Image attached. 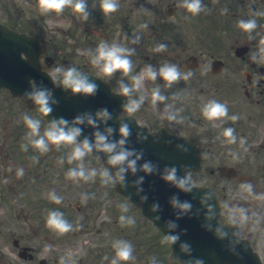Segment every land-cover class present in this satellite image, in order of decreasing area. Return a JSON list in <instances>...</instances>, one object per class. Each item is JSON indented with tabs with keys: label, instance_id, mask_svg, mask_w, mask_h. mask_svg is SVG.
I'll return each instance as SVG.
<instances>
[{
	"label": "flooded vegetation",
	"instance_id": "1",
	"mask_svg": "<svg viewBox=\"0 0 264 264\" xmlns=\"http://www.w3.org/2000/svg\"><path fill=\"white\" fill-rule=\"evenodd\" d=\"M181 2L134 0L136 10H145L146 18L138 23L132 18V27L126 24L123 27L120 23L118 42L120 44L123 39L124 28L135 30L131 36L139 35L140 40L136 44L127 41V47L146 52L144 60L147 64L157 67L163 60L173 59L181 73L192 72L190 86L199 92L198 97L226 104L229 118L238 115L237 126L246 131L239 132L238 128V132L244 138L249 134L247 149L253 153L240 155L241 161L229 155L232 161L221 160V164L250 167L255 160L264 159V153H261L264 148H255L256 140L250 142L253 134L264 127V62L259 58L252 59L264 39V18L256 15L264 11V0H202L206 11L189 20L185 17L190 14L180 7ZM129 11L132 12V9ZM253 18L257 20L258 27L252 33L254 39L249 40L248 34L238 28V23L242 19ZM141 24L149 27L140 29ZM159 43L167 44V50L154 52ZM21 110V102L15 99L0 102V113L7 112L11 118L20 119ZM194 111L198 110L194 108ZM198 120H201L200 117ZM11 122L8 119V123ZM199 124L193 122L188 125L185 134L200 150L210 152L215 148L214 140L210 141L204 133L208 132V128L203 127L204 132L200 131ZM16 146L17 143H7L5 139L0 143V264H60V260L67 261V264H106L105 250L101 246L90 247V232L78 230L71 235L69 232L59 235L46 227V223L29 220L41 217L37 213L40 208L36 199L40 165H34L29 170L25 168L26 161L21 160L24 163L19 165L20 150ZM213 155L216 156L214 150ZM20 168L24 170V175L17 177L16 172ZM250 172L238 169L235 180L240 175L251 176ZM197 176L192 175V179L200 182ZM249 183L244 194L252 203L245 204L244 208L252 213L254 220L258 218L262 223L264 174H258L256 178L252 174ZM68 218L74 219L73 216ZM69 223L74 228L83 222ZM243 230L242 236H252L246 228ZM73 235L75 238H71ZM248 240L254 251L259 252L264 264V240L252 242L250 237Z\"/></svg>",
	"mask_w": 264,
	"mask_h": 264
},
{
	"label": "clouds",
	"instance_id": "2",
	"mask_svg": "<svg viewBox=\"0 0 264 264\" xmlns=\"http://www.w3.org/2000/svg\"><path fill=\"white\" fill-rule=\"evenodd\" d=\"M38 11L41 15H48L55 13L56 15L62 14L65 9H72L73 13L79 14L85 21L89 19L87 0H37ZM180 7L184 8L190 16L185 17L186 20L191 17L198 16L201 12L206 11L202 0H182ZM119 8L118 0H101L99 9L104 16L116 12ZM260 18H264V11L256 13ZM147 24H141L140 29H146ZM258 23L255 18L248 20H240L238 28L244 33L248 34L249 40L254 39L252 33L257 29ZM140 40L139 35H133L130 40L131 44H136ZM167 50V44L159 43L154 52L161 53ZM135 54V49L131 47L121 46L117 42L111 44L102 41L95 49L89 51L90 63L93 67L99 69L100 73L106 78H112L116 73H120L119 81V95L127 98L123 104V110L129 116L138 112L147 99L146 95L141 93L145 81L155 83L158 79L164 82L165 88H171L174 84L179 83L181 80L187 81L191 78L192 72L181 73L177 65L167 61L162 62L157 69L151 64L145 65L142 72L133 74V63L131 56ZM259 58L264 62V39L260 41V47L252 59ZM125 78L131 81L126 83ZM51 80L56 88L69 93L71 96L94 97L98 90L99 85L88 76L84 75L76 67L72 66H57L51 73ZM136 94H139L138 96ZM24 98L31 101L37 106L38 112L43 117H50L54 111V106L58 101L53 96V91L50 88L44 87L42 84L37 83L35 80L29 84V90L24 92ZM136 96V98H133ZM169 97L161 92L159 85L152 88L150 102L153 108L160 104H164L166 118L173 123L181 124L184 121L182 116L177 112L171 111L172 105L168 104ZM177 99V97H173ZM202 116L207 121H219L221 124L228 119V107L226 104L216 100H209L201 107ZM113 119L112 112L108 108L103 107L97 109L95 112H82L74 116L71 120L60 117H52L47 121L48 127L41 132V119L33 118L28 115L23 116V121L28 129L27 137L33 149L37 150L40 154L48 153L53 147L56 151L63 148H69L67 154V163L76 164L75 167L70 168L66 173V178L76 182H88L94 180L97 175L100 177L101 184L104 186L119 184L121 189L133 188L134 195H138L141 202L148 200L147 195H140L144 189L141 187L144 183L145 176L156 175L159 173V178L165 184L175 188L178 192L184 194L192 193L196 189L192 181L190 170L188 166L183 169H178L176 166H166L159 169L158 166L150 160H144L143 149H136L129 147V137L132 135V129L128 122L120 120L118 127L113 128L108 124ZM230 119L235 122L239 120L238 115H232ZM92 129L90 136L84 135V129ZM235 130L231 127L225 128L223 136L227 139V143L234 144L237 141ZM114 136H118L115 139ZM83 137V138H81ZM138 143H143L147 140L146 135L140 132L136 133ZM240 146L243 147L245 140L243 138L239 141ZM22 150L28 151V144L21 146ZM177 149L181 152H186L187 149L182 145H177ZM100 154L106 158L107 165L104 169L97 172L96 169L86 170L84 167V159L89 154ZM234 159H239V156L233 153ZM34 162H38L37 157L32 158ZM143 160V163L140 161ZM65 162L63 157L58 159L61 165ZM115 169V171H113ZM183 171V175H178V171ZM143 173L144 175H137ZM17 177L24 175L22 168L16 172ZM136 176L131 184L127 182V176ZM88 194H82V202H87L89 199ZM49 199L55 204L63 202L62 197L56 195L54 192L49 194ZM129 199V198H128ZM211 200L210 193L202 194L199 199V205L205 209L204 215L206 223L202 225L205 230L213 231L219 239H226L228 233L223 230V226H212L211 221L215 219V211L209 203ZM168 205L175 211V219L168 220L164 223V228L168 234L163 236L161 240L162 245L171 246L180 241L182 232H176L178 224L175 222L190 213L197 215L200 208L193 212V204L190 200H181L177 195H172L168 199ZM121 215L119 223L121 227L134 226L136 221L134 217L126 215L128 212V205L121 204ZM149 211L153 215L152 221H159L161 216L158 214L161 211V206L158 202L150 205ZM46 227L53 232L64 235L73 231V225L69 223L64 214L58 210H53L48 213L46 219ZM114 256L110 260V264H121L134 259L133 246L127 240L118 239L113 242ZM181 253L191 257V246L187 242L179 243ZM107 259V257H105ZM63 264V260H61ZM150 264H158L156 257H152ZM185 264H203V261L198 258H190Z\"/></svg>",
	"mask_w": 264,
	"mask_h": 264
},
{
	"label": "rangeland",
	"instance_id": "3",
	"mask_svg": "<svg viewBox=\"0 0 264 264\" xmlns=\"http://www.w3.org/2000/svg\"><path fill=\"white\" fill-rule=\"evenodd\" d=\"M6 7H11L12 9H16V12L13 11L9 13L12 16L18 18L17 24L23 20L31 19L34 23V28L38 30L41 34H43L46 39V47L51 50L48 52L50 56L53 57L54 66L49 68V70L53 71V69L57 66L61 65L62 60H67L70 62L72 67L78 68L79 71H88L92 74L103 77L104 79H111L115 82L116 87H119L120 81V73H116V75L112 78H106L100 73L99 69L93 67L90 63L89 51L91 49H95L96 46L105 41L109 44L116 42V34L108 35V37H103L104 33H98L97 36H92L90 34H84L81 31L76 32V38H72L68 34V28L72 25L70 18L61 17L56 20L52 14L41 15L38 11L37 0H0V22L9 24V18L6 11ZM9 10V9H8ZM56 17V16H55ZM57 18V17H56ZM97 27L101 28V25H97ZM95 27V28H97ZM50 39V41L48 40ZM62 46L63 48H58ZM61 50L58 54V51ZM141 56L140 60L142 59ZM57 58V59H56ZM138 67V66H135ZM133 68V74H138L143 71L142 68ZM126 83H131L130 80L125 78ZM158 83V80L153 83L151 81H145L144 86L141 90V93L146 95V103L149 105V109H147V113H151L156 111L155 108L152 107L150 102L151 89L154 88L152 85ZM115 87V89H117ZM161 90H164V84L160 86ZM139 94H137L138 96ZM8 97V93L5 91H0V98L4 99ZM147 107V106H146ZM156 114V113H155ZM25 115L32 116L30 113H26ZM153 117L152 115H150ZM156 121L159 120V116H154ZM46 129L44 124L41 125V132ZM70 151L69 148H63L60 151H56L58 154V159L63 157L65 162L61 165L58 163V159L55 160L53 158L54 152H48L47 160H51L49 168L47 169V174H45L43 178V190L46 187H50L52 183H57V187L52 188V193H57L58 196L62 197L64 206H74V207H89L90 209L87 211L88 217L90 220L86 222V228L91 229V236L95 239H99L101 244H106V250L108 253H112V244L114 241L120 239V228H124V232L127 234H131V227H121L119 221L113 224V221L120 217L121 204H127L123 201L119 195L115 193L113 190V185L104 186L101 184L100 177H97L94 180H90L88 182H76L73 180H69L66 178L67 171L75 167L76 163L68 164L67 163V154ZM84 167L86 170L96 169L97 172L104 169L105 167L101 164V162L93 158L91 154L85 157L84 159ZM207 176V175H206ZM53 181V182H52ZM66 181V182H62ZM228 186H238L237 184L230 182ZM69 191V193H68ZM51 192L48 191L46 195H43V206H49L50 199L49 194ZM82 194H88L89 199L87 202H82ZM233 199H242L240 196H234L229 199V202ZM128 209H130L129 204ZM136 211L128 210L126 215L135 218V226L137 228L143 227L149 229L147 223L141 219V217L137 216ZM233 219H237V215L232 216ZM251 221L243 220L240 222L241 226H246L247 229L253 227L251 225ZM96 229H100V233L96 234ZM254 239L258 242L264 240V234L259 229L258 225L255 223L254 225ZM106 232V236L104 235ZM97 235V236H96ZM139 260L136 262L137 264H147L144 260L145 257L142 256L138 251Z\"/></svg>",
	"mask_w": 264,
	"mask_h": 264
},
{
	"label": "water",
	"instance_id": "4",
	"mask_svg": "<svg viewBox=\"0 0 264 264\" xmlns=\"http://www.w3.org/2000/svg\"><path fill=\"white\" fill-rule=\"evenodd\" d=\"M22 52L27 57L26 60L20 57ZM40 54L41 52L36 39L11 32L0 25V86H5L13 93L23 97L28 104H30L31 101H27L24 98L23 92L25 89L29 88V79H34L37 83L42 84L44 87L52 89L53 96L58 101V104L54 106L52 116L45 117L47 121L52 117L60 116L71 120L79 113L85 111L95 112L99 108L106 107L113 114V119L110 120L108 124L113 128L118 126L115 116L121 109V103L108 93L107 88L103 84L94 80L99 85V90L94 97L71 96L69 93L62 91L60 88L54 87L53 83L47 78V76L40 72V66L38 63V55ZM91 131L92 129L85 128L84 135L90 136ZM131 136L132 137L129 139L128 146L136 149H143L144 160L152 161L159 169H163L166 166H176L178 169H183L185 166H189L187 163L188 157L184 152L179 151L177 147H168V145L161 142L158 145L146 143V140L143 143H138L135 137L136 135ZM117 137L118 136H114L115 139ZM103 159L106 161V158L103 157ZM140 163H143V160L140 161ZM183 174L184 172L182 170L178 171V175ZM137 175L139 176L144 174L137 173ZM134 179H136V176H127V182H129V180L133 181ZM153 185L156 188V194L154 197L152 196L148 198V200L144 203L140 201L138 195L133 194L135 191L133 188L130 187L127 189H120V191L125 192L126 195L130 196L129 198L134 203L139 204L143 210L148 213L151 219L153 215L156 214L149 211L150 205L154 202H158L161 206V211L158 213L161 216V219L156 221V224L167 233L164 228L165 221L175 219V211L168 205L169 197L177 195L181 200L185 199L181 198L183 193L178 192L175 188L161 181L159 173L156 175L145 176L144 183L141 187H143L144 192H149ZM203 191V189H193L192 193L185 194L187 199L193 204V212L200 208L199 214L192 215L190 213L189 215L175 221L178 224L176 232H182L183 234L180 237H182L183 242H187L191 246V257L186 256L183 253L178 255V258L183 261L184 264L190 258H197V255L201 252L209 254L212 253V251L200 248V246L205 245L203 244L205 237H211L214 240H219L213 231L205 230V228L202 227V225L206 223L204 215L205 209L199 205L198 199L202 194H204ZM140 195L143 194L141 193ZM211 205L215 211L213 204ZM216 217L215 211V219L211 221L214 228L217 226ZM230 260L231 259H224L222 261L226 264L241 263L237 260ZM203 264H215V260L206 255V262H203ZM217 264H221V262Z\"/></svg>",
	"mask_w": 264,
	"mask_h": 264
}]
</instances>
